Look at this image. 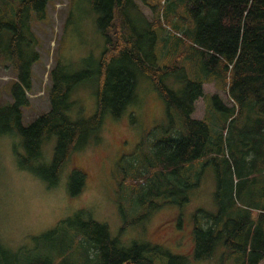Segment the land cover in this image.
<instances>
[{"label":"trees","instance_id":"16d2710c","mask_svg":"<svg viewBox=\"0 0 264 264\" xmlns=\"http://www.w3.org/2000/svg\"><path fill=\"white\" fill-rule=\"evenodd\" d=\"M46 2L0 0V60L15 74L9 88L12 101L0 106V134L21 137L25 152V156H20L22 167L43 174L49 186L55 184L62 167L97 133L105 115L117 117L127 104L135 101L136 76L142 74L164 99L170 125L166 134L151 139L137 166L132 167V162L128 165L126 173L133 170V174L126 180L123 212L137 208V198L148 204L147 197L151 195L163 199L156 207L172 203L171 199L166 200L167 196L190 190L191 173H202L207 163L216 166L218 182L229 172L228 156L223 151L224 123L214 132L206 118V107L203 118L192 117L195 101L206 97L203 83L215 81L218 89L226 90L236 103L237 112L245 102H254L261 108L262 116L244 134L258 139L242 151L255 152L252 157L258 163L247 169V175L264 169V129L260 125L264 123V0H142L151 11V19L134 0H91L99 14L98 29L105 37L96 68L70 73L65 65L57 63L49 73L50 109L25 126L21 123L22 107L28 104L26 91L31 88L32 66L38 58L30 18L33 13L41 17ZM199 62L208 66L206 75L199 72ZM191 67L193 70L188 72ZM185 72L191 78L180 93L164 82L169 75ZM94 75L95 112L87 118L71 119L66 112L71 106L69 92L79 81ZM210 96L217 107L225 108L218 95ZM54 135L52 157L45 162L42 145ZM68 176V193L75 196L85 185L86 172L75 165ZM137 178L146 184L145 189L137 185ZM197 182L198 179L191 185ZM229 186L230 191L215 215L203 210L194 214L192 257L209 259L219 250L220 243L223 246L218 264H258L264 257V205H238L231 183ZM247 189L245 183L239 192L244 194ZM187 199L184 196L177 202L182 204ZM59 224L71 227L60 234L59 241L87 243L83 247L87 255L78 254L75 264L91 260L99 264H154V254H161L149 245L120 244L117 237L110 235L106 223L85 210H78L72 219L59 221L42 237L55 233ZM0 250L11 253L13 259L21 255L2 247ZM52 252L49 246L38 249L26 255L24 264H55ZM178 263L175 259L171 262ZM164 264H170L169 258Z\"/></svg>","mask_w":264,"mask_h":264},{"label":"rangeland","instance_id":"374dc122","mask_svg":"<svg viewBox=\"0 0 264 264\" xmlns=\"http://www.w3.org/2000/svg\"><path fill=\"white\" fill-rule=\"evenodd\" d=\"M134 1L151 19L148 6L142 0ZM98 16L91 0H47L41 17L31 14L38 58L32 66L31 88L26 91L28 104L22 107L23 125L50 109L52 81L49 73L57 63L65 65L70 73L96 68L105 42L98 29ZM197 68L203 75L208 73L205 62H199ZM192 70L193 67L188 72ZM188 72L169 75L164 82L180 93L191 78ZM14 80V71L0 63V106L12 101L9 88ZM96 85L94 75L79 81L69 92L71 106L66 112L71 119L87 118L95 112ZM213 90L212 82L205 84V94L210 96ZM217 94L225 108L217 107L211 96L199 98L194 117L203 118L206 106V118L214 132L224 123L223 151L228 156L229 172L218 182L216 166L205 164L202 173H191L190 190L186 188L183 192L169 194L166 200L171 199L172 203L160 207L156 205L163 199L151 195L147 197L148 204L137 198V208L127 212L121 210V203L127 197L126 180L133 174V170L131 174L128 170L126 173L128 165L132 162V167L137 166L141 152L151 139L166 134L170 125L164 99L142 74L136 76L135 101L127 104L117 117L105 115L97 133L72 154L53 185L47 184L43 174L21 166L20 156H25V152L20 136L0 134V247L21 254L13 259L11 253L4 254L0 250V264H24L26 255L46 246L51 247L55 264H75L78 254L87 255L83 249L87 243L69 239L59 241L60 234L70 231V226L59 224L49 237L42 235L59 221L74 218L78 210L90 212L96 220L106 223L110 235L117 237L122 245L137 243L138 246L158 248L161 254H154V264H164L168 258L170 264L173 259L179 260L178 264H218L223 246L220 243L219 250L211 258L192 257L194 214L203 210L215 215L230 191L229 183L238 205L248 208L264 205V169L247 175V169L258 163L252 157L255 152L242 151L251 146L252 140L258 139H249L244 134L254 120L262 116L261 108L254 102H245L237 112L236 103L226 90H218ZM55 142L54 135L43 143L45 162L50 161ZM75 165L86 172V181L79 194L70 196L68 173ZM246 178H257L258 181L250 183ZM196 179L197 184L191 185ZM245 183L248 189L242 194L239 190ZM137 185L146 188L140 178H137ZM184 196L187 201L178 203ZM87 264L99 262L91 260ZM258 264H264V257Z\"/></svg>","mask_w":264,"mask_h":264},{"label":"crops","instance_id":"0c3cea01","mask_svg":"<svg viewBox=\"0 0 264 264\" xmlns=\"http://www.w3.org/2000/svg\"><path fill=\"white\" fill-rule=\"evenodd\" d=\"M0 63H5V65L7 66L8 64L6 63V62H4V61H0ZM209 83V82H208ZM205 84L206 83H203V92H204V94L206 93L204 90H205ZM212 84H213V88H214V90L211 92V94L210 95H214V94H216V95H218L217 94V92H218V90H220V89H218L216 86H215V81H213L212 82ZM218 89V90H217ZM206 96H207V94H205ZM199 98H201V99H203V97L201 96V97H199ZM198 98V99H199ZM219 98V97H218ZM197 99V100H198ZM197 100L195 101V104H196V102H197ZM206 107V106H205ZM194 112H195V109H194ZM194 112L192 113V115H193V118H196V119H201L202 117H194ZM204 115H205V113H204ZM204 115H203V117H204ZM262 127H263V129H264V123H261L260 124Z\"/></svg>","mask_w":264,"mask_h":264}]
</instances>
